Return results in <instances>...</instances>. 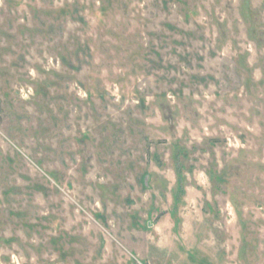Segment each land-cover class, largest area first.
<instances>
[{"label":"rangeland","instance_id":"rangeland-1","mask_svg":"<svg viewBox=\"0 0 264 264\" xmlns=\"http://www.w3.org/2000/svg\"><path fill=\"white\" fill-rule=\"evenodd\" d=\"M0 264H264V0H0Z\"/></svg>","mask_w":264,"mask_h":264}]
</instances>
